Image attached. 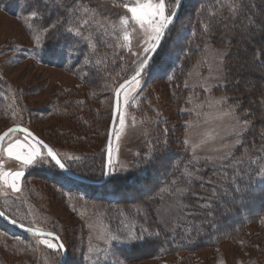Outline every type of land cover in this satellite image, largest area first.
Segmentation results:
<instances>
[{
  "label": "rangeland",
  "instance_id": "374dc122",
  "mask_svg": "<svg viewBox=\"0 0 264 264\" xmlns=\"http://www.w3.org/2000/svg\"><path fill=\"white\" fill-rule=\"evenodd\" d=\"M56 2L61 5L57 8L67 9L63 33H69L64 31L66 28H78L82 33L79 43L84 45L78 50L79 47L71 41V51L58 54L61 56L59 61H67L60 67L41 62V47L37 46L36 37L46 34L41 31L43 27L37 30L31 23H25L30 13L24 14L25 17L15 16L0 8V133L11 123H23L41 135L65 165L82 167L87 161L86 155L99 157V173L104 164L114 90L124 79L134 74L148 55L143 51L147 46L144 43L146 36L138 25L130 21L127 25L130 44L125 46L122 39L120 18L131 16L123 4L132 5L136 0ZM165 2L169 8L174 5V0ZM186 2L189 8L195 1ZM232 2L223 0V4ZM57 8L49 2L41 6V10L47 14L55 13ZM220 12L218 10L214 16ZM93 29L95 31L90 33ZM107 30L111 32L109 35L112 39L107 47L117 50L116 58L108 60L111 64L107 70L94 69L93 65L92 71L88 58L103 52L102 35ZM187 30L188 19L184 18L167 31L153 60L141 74L139 86L135 91L129 90L127 105L121 93L112 137L110 178L132 175L134 159L145 148L144 143L151 137L153 125L160 120L163 121L161 128L168 134L164 141L177 136L179 142L177 146L174 145L176 149L188 152L189 167L182 166V173L186 169L192 172L191 181L185 178L173 184L175 180L172 179L171 184L162 185L159 189L158 196L162 194V197L153 216L166 232L175 230L185 221L187 210L201 207L206 195L198 193L195 187L199 190L204 188L201 182L205 169H222L226 164L234 165L239 147L231 149L232 155H225L228 149L221 146L222 143L231 144L236 139L226 136L233 120L230 116L220 114L229 106L238 104L231 101L229 91L224 89L228 81V58L231 53L228 42L205 43L203 51L181 76L180 89L172 85L176 72H182L174 65L177 54H181ZM62 36L58 33L59 40ZM218 50L226 53L224 74L217 70ZM248 70L250 68H247V72H252ZM90 74L92 81L89 80ZM218 80L226 82L218 83ZM220 97L229 99L219 108L209 106L210 101ZM121 112L125 118L123 127L119 122ZM247 113L244 108H239L236 115L250 122ZM209 132L225 139L209 142L198 148L195 154L184 143L186 138L192 143H199ZM17 140L25 145H36V142L17 131H12L5 138L0 149V173L22 171L24 175L17 183L19 191L11 188V177L0 180V206L23 225L48 232L56 231L67 248L66 264H178L180 258L177 261L173 256L132 262L117 257L114 251L116 246H121L132 237L136 238L141 230L146 233L145 228L152 226L148 210L139 203H117L118 198L108 194L112 190L109 184L102 188L84 187L68 178L47 157L40 145L42 155L32 165L25 166L8 157L3 149ZM170 164L171 157L163 158V167L167 168ZM159 170L164 173L167 169L160 167ZM39 174H43V177ZM176 188L187 191L177 196L173 194ZM218 229L223 230L222 226ZM255 234V228L248 227L238 240L228 239L215 248L194 251L189 262L264 264V239L259 241V246H253L251 242L255 241ZM112 236L118 239L112 240ZM45 239L57 245L53 239L22 233L0 220V264H57L62 256L60 248H48L43 243Z\"/></svg>",
  "mask_w": 264,
  "mask_h": 264
},
{
  "label": "trees",
  "instance_id": "16d2710c",
  "mask_svg": "<svg viewBox=\"0 0 264 264\" xmlns=\"http://www.w3.org/2000/svg\"><path fill=\"white\" fill-rule=\"evenodd\" d=\"M186 1L183 0L177 18L170 28L172 29L181 19H188L187 34L183 38L185 39L184 44L181 45L183 48L181 54H177L174 65L182 72L178 73L175 69L177 74L174 72L176 76H174L172 85H177L180 89L181 76L185 74L195 57L203 51L205 43L228 42L231 53L228 58V81L224 89L226 92L229 91L231 101L238 102L240 108L247 110L251 127L244 136L243 144L237 148L234 165L226 164L222 169L206 168L203 172L201 183L204 188L199 190L195 187V189L201 195H206L201 203L207 207L187 210L185 221L171 232L161 229L153 216L154 209L162 197V194L158 196L162 185L171 184L172 179L179 182L185 179L182 166L189 167L187 165L190 156L188 152L176 149L174 146H177L179 142L177 136L169 137V140L164 141L168 134L164 133L161 128L162 120L153 125L151 137L147 139V143H144L145 148L134 159L132 175L118 178L108 177L101 184H86L78 181L80 185L91 188H102L109 184L112 190L108 194L117 197V203H139L148 210L149 222L152 223L149 230L145 228L146 233L139 231L136 238L132 237L114 249L115 255L125 262L173 256L177 261L180 258L178 264H192L190 260H192L191 255L194 251L202 248H215L224 240H238L248 227L255 228L256 239L251 242L253 246H259V241L264 239V175L260 174L264 170V139L260 135L264 133V63L256 60L258 50L264 53V0H233L232 4H223V0H193L195 2L189 8ZM48 2L56 8L61 6L56 0H48ZM41 6L45 4H41L40 0H0V8L15 16H24L31 10L41 9ZM59 8L53 14H47L41 10L40 16L28 20L29 24L31 23L32 27L37 30L59 21L60 27L56 31L39 37L41 62L57 67L67 63L66 60L59 61L61 59L59 55L63 51H71L69 47L72 44L71 41L79 47L78 50L84 47L79 43V37L72 33H63L62 28L67 22L68 14L66 8ZM218 10L221 12L214 16ZM93 31L95 30H91L90 33ZM58 33L63 34L61 40H59ZM109 33L111 32L107 30L102 35L104 36L103 52L92 54L93 59L88 58L91 62V69L95 65L94 69L105 68L107 70V66L111 64L108 60H115L117 50L107 47L112 43ZM95 36L100 40L98 35ZM261 60H264V55L261 56ZM247 68H250L248 71L252 72H247ZM89 80L92 81L91 78ZM13 124L23 125L32 130L23 123H11L10 126ZM32 131L47 145H50L41 135ZM90 156L86 155L87 161L82 167L68 165L66 167L81 177L100 181L104 175L105 153L104 164L99 173L97 170L99 157ZM166 156L171 157V164L167 168L162 166L163 158ZM160 167L167 170L162 173L159 170ZM42 175L39 174L43 177ZM104 194L107 193L104 192ZM0 212L11 220L23 224L1 206ZM129 218L131 220L132 216ZM0 220L5 222L1 218ZM221 226L223 230L218 229ZM51 232L59 236L56 231ZM65 249L64 264L68 259L66 246ZM181 253L182 256H180Z\"/></svg>",
  "mask_w": 264,
  "mask_h": 264
},
{
  "label": "snow or ice",
  "instance_id": "6c2138e0",
  "mask_svg": "<svg viewBox=\"0 0 264 264\" xmlns=\"http://www.w3.org/2000/svg\"><path fill=\"white\" fill-rule=\"evenodd\" d=\"M48 0H40L41 4H47ZM181 0H174V5L172 7H167L165 0H156V2H153V0H144V2H140V0H136V2L132 5H129L127 3L123 4V7L127 10L128 13L131 14V16H122L119 21V26L123 30V42L124 45L130 44V33L127 29V25H129L130 21L134 22L136 25H138L139 29L142 30L146 36V40L144 43L147 45L144 47L143 51L145 53H154L156 50L161 46V43L164 39L166 31L169 29L170 25L172 24L175 16H176V9L179 7ZM76 11H79L77 9ZM41 14V9L36 8L35 10L30 11V16L28 18H25V23H28V20L34 19ZM87 23V21H85ZM31 27V25H29ZM60 27V23L55 22L51 23L46 27H43L41 31L45 34H48L50 32L56 31ZM115 28V25L113 26ZM207 29V26H206ZM64 31H67L69 33H72L76 37H80L82 35L81 31L77 29L72 28H66ZM36 44L37 46L40 45V39L39 37H36ZM94 46V45H91ZM264 55V53H261L259 50L256 53V60L258 62L264 63V60H261V56ZM226 56V53L223 51L218 50V55L216 57L217 59V70L220 71L222 74H224V58ZM148 60H143L140 64L138 69L135 72V75H133L130 79H125L123 83H120L119 86L115 89L116 97H117V107H119V98L121 93H123L124 97V104L127 105L129 102V96H130V89L131 91H135V88L139 86L140 83V76L144 70V68L147 66ZM224 80H218V83H225ZM238 83V82H237ZM210 90V89H205ZM229 98L228 97H220L216 98L209 102V106H222L224 103L227 102ZM240 105L239 103L233 106H229L227 110L222 111L220 114L224 116H230L233 120V124L230 127L229 131L226 133V136L236 137L233 143L227 144L222 143V147L225 149H228V151L225 153V155H232L231 149L236 148L237 146H240L243 144L244 136L247 133V131L250 129L251 124L247 120H242L240 116L236 115V112L239 110ZM119 122L121 127L125 124V118L124 114L121 112L119 113ZM187 123V122H186ZM14 129L9 128L7 132L0 134V142H2ZM25 132H28L27 129L24 130ZM261 138L264 139V133H261ZM217 139L220 141H223L225 137L218 136V134H213L212 132L206 133L199 141V143H192L188 138L184 140V143L186 145H189L192 152L195 154L196 150L198 148H201L204 145H207L209 142H214ZM39 145H43L47 149V157H50L52 161H54L55 165L58 166L60 169H64L66 167L65 163L62 162L61 158L59 157V154L55 152L51 147H48L47 145L43 144V141H36V145H25L21 143L20 141H15L13 143H9L7 148L3 149L4 152L7 153L8 157L14 158L16 161H20L23 165L29 166L32 165L37 157H41L42 153L40 151ZM111 145H109V166L111 165ZM194 158H196L194 156ZM107 174V173H105ZM261 175H264V170L260 172ZM24 173L22 171H15L14 173L8 172V173H0V180H5L6 177H11V188L14 191H19L17 188L18 181L23 177ZM185 178L190 182L191 178L193 176L192 172L185 170L184 173ZM173 184H176L177 181H173ZM187 191V189L184 188H176L174 189L173 194L177 196H182L183 193ZM187 207V206H184ZM201 207H207V205H201ZM183 210V208H181ZM0 215H4L3 212H0ZM13 223H16L15 220L12 221ZM24 225L22 224L21 227ZM29 231L34 232L35 229L29 228ZM40 235H45V233L41 232ZM46 235L52 236V233H47ZM112 240H117V236H112ZM43 243L48 248H63V244L56 245L49 240L45 239L43 240Z\"/></svg>",
  "mask_w": 264,
  "mask_h": 264
},
{
  "label": "water",
  "instance_id": "95a60500",
  "mask_svg": "<svg viewBox=\"0 0 264 264\" xmlns=\"http://www.w3.org/2000/svg\"><path fill=\"white\" fill-rule=\"evenodd\" d=\"M183 0H181L180 2V5L179 7L176 9V16L173 20V22L175 21V19L177 18V15L179 13V10H180V7H181V4H182ZM172 22V23H173ZM172 25V24H171ZM170 25V26H171ZM170 28V27H169ZM169 30V29H168ZM167 30V31H168ZM166 31V33H167ZM165 33V35H166ZM165 37V36H164ZM159 49V48H158ZM158 49L156 50V52L154 53H148V55L146 56V58L144 60H148V64L147 66L151 63V61L153 60L154 56L156 55ZM147 66L144 68V70L147 68ZM138 69V68H137ZM143 70V72H144ZM136 72V71H135ZM135 72L134 74H132L131 76H129L128 78L126 79H130L133 75H135ZM142 72V73H143ZM125 80V79H124ZM123 80V81H124ZM123 81L121 83H123ZM119 86V85H118ZM117 86V87H118ZM116 87V88H117ZM117 112H118V107H117V97H116V93H115V90H114V93H113V106H112V114H111V119H110V122H109V126H108V132H107V139H106V146H105V166H104V175H103V179L100 180V181H92V180H89V179H86L84 177H81L73 172H71L67 167H65L64 169H60L58 166H56L61 172H63L64 174L67 175V177L71 178V179H74L76 181H79V182H83V183H86V184H101L103 182H105L108 177H109V171H110V166H109V145H111V148H112V137H113V129H114V124H115V121H116V117H117ZM9 128H12L14 129V131H17L25 136H27L28 138H30L31 140H33L34 142H36L37 140L39 141H43L41 138H39L32 130H30L29 128L23 126V125H18V124H13L7 128H5L0 134H3L5 132H7V130ZM27 129L28 132H25L24 130ZM5 140V139H4ZM4 140L2 142H0V149L2 147V144L4 142ZM43 144L44 145H47L44 141H43ZM42 146V148L44 149L45 153L47 154V149L45 147H43V145H40ZM48 146V145H47ZM49 147V146H48ZM49 159L51 160V158L49 157ZM52 161V160H51ZM54 163V161H52ZM55 164V163H54ZM107 173V174H105ZM0 218L3 219L5 222H7L10 226L14 227L15 229H17L18 231L20 232H23L25 234H29V235H33V236H37V237H44V238H50V239H53L55 240V242L57 243V245H60V244H63V242L61 241V239L54 233L52 232H48V231H44V230H40V229H37V228H33V227H30V226H26L24 225L23 227H21L22 224L20 223H13L12 220H10L9 218H7L5 215H0ZM29 228H33L35 229V234L34 232L32 231H29L28 229ZM45 233V235H40L39 233ZM47 233H52L53 235L52 236H48L46 235ZM64 246V244H63ZM60 251H61V258L59 260V262L57 264H64L65 262V258H66V249H65V246L63 248H60Z\"/></svg>",
  "mask_w": 264,
  "mask_h": 264
},
{
  "label": "bare ground",
  "instance_id": "6f19581e",
  "mask_svg": "<svg viewBox=\"0 0 264 264\" xmlns=\"http://www.w3.org/2000/svg\"><path fill=\"white\" fill-rule=\"evenodd\" d=\"M173 23H174V22H173ZM173 23H172V24H173ZM171 26H172V25H171ZM171 26H170V27H171ZM169 29H170V28H169ZM165 36H166V35H165ZM48 158H49V157H48ZM10 220H11V219H10ZM12 221H13V220H12ZM13 228H14V227H13ZM22 233H23V232H22ZM28 235H29V234H28ZM31 236H33V235H31ZM36 237H37V236H36ZM43 238H44V237H43Z\"/></svg>",
  "mask_w": 264,
  "mask_h": 264
}]
</instances>
